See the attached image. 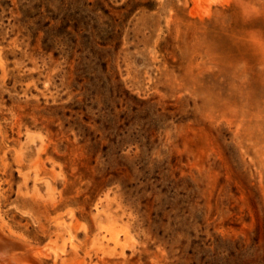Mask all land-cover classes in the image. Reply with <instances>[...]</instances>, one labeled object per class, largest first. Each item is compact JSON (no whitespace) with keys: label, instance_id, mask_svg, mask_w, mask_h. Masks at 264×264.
<instances>
[{"label":"rangeland","instance_id":"obj_1","mask_svg":"<svg viewBox=\"0 0 264 264\" xmlns=\"http://www.w3.org/2000/svg\"><path fill=\"white\" fill-rule=\"evenodd\" d=\"M0 264H264V0H0Z\"/></svg>","mask_w":264,"mask_h":264}]
</instances>
